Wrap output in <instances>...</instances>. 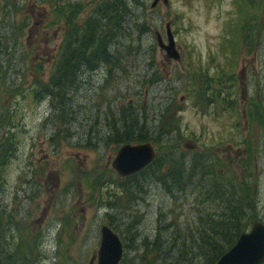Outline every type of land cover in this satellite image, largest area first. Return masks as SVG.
Masks as SVG:
<instances>
[{
	"label": "rangeland",
	"instance_id": "374dc122",
	"mask_svg": "<svg viewBox=\"0 0 264 264\" xmlns=\"http://www.w3.org/2000/svg\"><path fill=\"white\" fill-rule=\"evenodd\" d=\"M108 1L0 0L2 264H88L104 225L125 246L121 264H176L210 199L248 186L244 232L264 223V0H132L119 24L98 12ZM95 11L109 57L46 97ZM147 141L164 157L122 180L119 148ZM165 162L175 174L163 182ZM158 224L168 261L144 256Z\"/></svg>",
	"mask_w": 264,
	"mask_h": 264
},
{
	"label": "trees",
	"instance_id": "16d2710c",
	"mask_svg": "<svg viewBox=\"0 0 264 264\" xmlns=\"http://www.w3.org/2000/svg\"><path fill=\"white\" fill-rule=\"evenodd\" d=\"M37 1L38 5H43L46 0ZM113 1L109 0L100 5L98 12L112 13L114 15L112 23L114 24L125 22L129 16L128 10L126 11V9H129L128 6L131 5L132 0H125V2L123 0ZM64 8H73V5L68 4L63 6L59 11L64 10ZM126 12L127 15L124 16ZM69 13L70 15L72 14V12ZM94 13L96 14V11ZM99 18H93L85 23L82 40L76 38L65 46V53L61 65L56 66L57 68L54 70L49 84L45 89L41 90V93L44 92L46 97H55V92L58 89L63 90L66 89L67 85H72L75 78H77L75 73H79L83 68H91L94 70L100 62H106V58L109 57L107 52L108 39L106 40V38L101 36L99 31L100 22L97 21ZM115 18L119 20L117 23L115 22ZM70 20L67 21L68 24H70ZM121 20L122 22H120ZM119 27L117 28L119 29ZM122 141L124 140L120 142ZM11 147V145L7 146L6 151L10 153L12 150ZM165 164L167 166L166 172L160 176L163 182L175 174L174 168L171 169V166L167 162ZM151 171L149 168L146 172L151 173ZM164 191L171 192L167 188H164ZM219 192L217 194L218 202H216V199H210L209 202L214 204V206L210 212L206 213L203 218L197 221L196 226L199 231L196 232V245L192 242L191 245L183 246L180 251V257L176 256V264H214L235 243L238 236L247 229L251 218L249 213L256 210L254 190L248 186L243 189L234 190L229 196L224 191ZM167 229L168 227L162 228L160 224L157 225L152 241L145 242V247H148V251L143 250L145 258H149L153 262L155 261L154 259L163 261L170 259L169 257L173 246L170 244L167 245L165 237L161 234L162 231H167ZM190 238H193V235ZM142 246L144 247V243H142ZM148 252L154 259L149 256ZM188 254L190 256L187 258ZM172 258H174V251H172Z\"/></svg>",
	"mask_w": 264,
	"mask_h": 264
},
{
	"label": "water",
	"instance_id": "95a60500",
	"mask_svg": "<svg viewBox=\"0 0 264 264\" xmlns=\"http://www.w3.org/2000/svg\"><path fill=\"white\" fill-rule=\"evenodd\" d=\"M154 156V149L149 143L140 146L124 145L112 162V168L119 176L126 177L146 167ZM121 256L122 246L119 238L108 227H102L97 264H118ZM93 260L89 264H92ZM263 261L264 225L255 222L251 230L242 233L234 246L215 264H261Z\"/></svg>",
	"mask_w": 264,
	"mask_h": 264
}]
</instances>
